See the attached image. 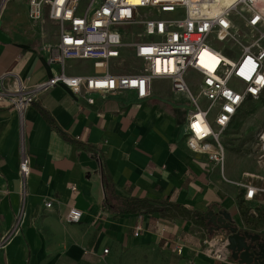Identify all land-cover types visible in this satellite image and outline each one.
I'll return each mask as SVG.
<instances>
[{"label":"crops","instance_id":"crops-1","mask_svg":"<svg viewBox=\"0 0 264 264\" xmlns=\"http://www.w3.org/2000/svg\"><path fill=\"white\" fill-rule=\"evenodd\" d=\"M3 2L0 77L10 73L8 90L20 81L29 94L51 73L40 52L44 43L23 35L31 27L42 35L46 22H30L26 0ZM126 59L138 60L125 51L110 62V72L116 74L111 66ZM103 71L96 63L81 72L71 62L69 69L73 75ZM94 98L89 106L56 86L40 93L23 115L0 103V264H239L216 263L200 253L207 237L227 236L203 227L198 214L228 212L241 230L244 206L264 209L263 162L256 169L225 149L222 171L208 156L190 151L194 105L168 80L155 81L145 101L133 92ZM41 110L76 142L49 125ZM23 150L30 159L26 179L19 169ZM242 185L258 189L257 196L245 201ZM118 198L146 200L164 213L122 215ZM72 207L84 213L80 224L66 221Z\"/></svg>","mask_w":264,"mask_h":264},{"label":"built area","instance_id":"built-area-1","mask_svg":"<svg viewBox=\"0 0 264 264\" xmlns=\"http://www.w3.org/2000/svg\"><path fill=\"white\" fill-rule=\"evenodd\" d=\"M28 18L33 24L48 19L57 31L53 42L40 47L51 77L25 94L27 88L20 81L13 91L8 90L11 74L2 75L0 103L23 115L40 93L56 86L67 88L89 106L95 105L96 95L123 92H133L138 101H145L153 95L155 81L168 80L174 91L188 94L194 105L188 120V148L208 156L224 171V132L248 101L264 95V0H30ZM239 21L250 43L234 58L217 45L237 40ZM135 29L140 32L136 34ZM125 51L132 52L142 68L112 74L110 62L120 60ZM74 61L101 64L104 71L73 75L69 69ZM192 74L199 76L197 94L189 84ZM19 169L23 179L30 175L25 150ZM242 187L245 201L257 196L258 189ZM45 206L52 208L53 203ZM83 217L81 210L72 207L66 221L76 225ZM141 231L138 228L135 236ZM202 245L200 253L208 259L231 262L227 237H207Z\"/></svg>","mask_w":264,"mask_h":264},{"label":"rangeland","instance_id":"rangeland-1","mask_svg":"<svg viewBox=\"0 0 264 264\" xmlns=\"http://www.w3.org/2000/svg\"><path fill=\"white\" fill-rule=\"evenodd\" d=\"M29 2L30 0H26ZM48 20V19H47ZM45 20L44 31L42 35H36L32 27L28 33L23 35L24 39H34L37 43H51L55 40L57 31L53 25ZM237 28L240 29V33L237 35V40L226 44L217 45L221 49H225L226 53L236 58L238 57L243 46L250 43L249 40L244 38L242 22H237ZM136 34L140 30L135 29ZM132 38H130L131 40ZM261 45L264 47V42ZM74 70L76 71H88L93 68V62L90 61H74ZM142 63L138 60H123L114 63L111 69L116 74H131L142 68ZM134 70V71H133ZM199 76L192 74V83H197ZM262 135V137H261ZM264 95L260 100L248 101L240 110L237 117L234 119L231 126L224 132L223 145L226 150L230 152H238L243 158H245L251 166L256 169H261L260 162L261 157L264 155ZM263 171V170H262ZM244 225L242 231H247L253 234L264 237V209H257L254 211V207L249 209L244 206ZM217 233H223L225 236L227 233L224 231H217Z\"/></svg>","mask_w":264,"mask_h":264},{"label":"water","instance_id":"water-1","mask_svg":"<svg viewBox=\"0 0 264 264\" xmlns=\"http://www.w3.org/2000/svg\"><path fill=\"white\" fill-rule=\"evenodd\" d=\"M205 219L209 220V223L213 225L216 231L225 230L231 232L230 234L227 233L226 236L229 241V250L231 251V256L234 261L239 264H252L248 258L250 257V246L247 244V240H250L252 243L263 241L261 245V256L264 258V240H262V236L239 230L238 227L233 226V220L228 212L223 211L214 213L210 211L205 215Z\"/></svg>","mask_w":264,"mask_h":264},{"label":"trees","instance_id":"trees-1","mask_svg":"<svg viewBox=\"0 0 264 264\" xmlns=\"http://www.w3.org/2000/svg\"><path fill=\"white\" fill-rule=\"evenodd\" d=\"M41 114L47 120L49 125L55 127L64 136V138L66 140L71 141V142H76L73 139H71V137H69L68 134H66L64 131H62L59 128V126L46 114L45 111L41 110ZM110 196L112 197L111 193L109 194V198H110ZM118 200L121 203V205H123V207H125L120 212V214H122V215H134V214H138L141 212H145V213H157V212L162 213L163 212L164 213V211L155 208L154 203H150L149 201H146V200H127V199H120V198H118ZM172 208H174V207H172ZM168 210H171V208L168 207V209H166L165 212H168ZM198 217H200V219L202 220L201 225L203 227L208 229L211 233L217 232L213 228V225L210 224L209 221L205 219V214L204 215L198 214Z\"/></svg>","mask_w":264,"mask_h":264},{"label":"flooded vegetation","instance_id":"flooded-vegetation-1","mask_svg":"<svg viewBox=\"0 0 264 264\" xmlns=\"http://www.w3.org/2000/svg\"><path fill=\"white\" fill-rule=\"evenodd\" d=\"M229 223V222H227ZM235 226V225H233ZM225 233L230 234L231 232L229 231H225ZM262 240H264V237H262ZM247 244L250 246V257H248L251 261L252 264H264V258H262V247L261 245L263 244V241H258V242H254L252 243L250 240H247ZM264 254V252H263Z\"/></svg>","mask_w":264,"mask_h":264},{"label":"bare ground","instance_id":"bare-ground-1","mask_svg":"<svg viewBox=\"0 0 264 264\" xmlns=\"http://www.w3.org/2000/svg\"><path fill=\"white\" fill-rule=\"evenodd\" d=\"M263 141H264V138H263Z\"/></svg>","mask_w":264,"mask_h":264}]
</instances>
